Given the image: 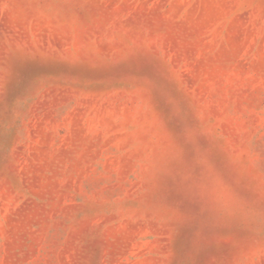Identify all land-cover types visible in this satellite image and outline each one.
<instances>
[{
  "label": "rangeland",
  "instance_id": "rangeland-1",
  "mask_svg": "<svg viewBox=\"0 0 264 264\" xmlns=\"http://www.w3.org/2000/svg\"><path fill=\"white\" fill-rule=\"evenodd\" d=\"M0 264H264V0H0Z\"/></svg>",
  "mask_w": 264,
  "mask_h": 264
}]
</instances>
